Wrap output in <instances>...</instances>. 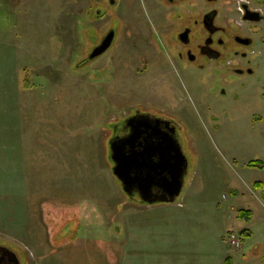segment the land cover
<instances>
[{"label":"rangeland","instance_id":"rangeland-1","mask_svg":"<svg viewBox=\"0 0 264 264\" xmlns=\"http://www.w3.org/2000/svg\"><path fill=\"white\" fill-rule=\"evenodd\" d=\"M150 1L120 0L117 8L97 18L95 0H0V48L7 55L4 67L10 65L9 55L18 60L16 81L7 80L8 93L37 99L32 124L36 132L43 130L50 136L38 140L54 149L55 166L62 165L60 159L56 162V151L69 153L71 163L76 158L80 166L69 171L70 181L66 179L64 186H46V178L57 184L65 178L61 166L35 170L33 190L39 200L24 221L22 228L27 232L21 238L13 232L0 234V242L23 264H123L127 245L133 260L144 264L142 259L162 258L172 244L180 248V241H193L197 232L191 223L181 224V230L170 238L148 242L139 239V232L127 242L126 214L136 208L129 205L112 174L107 143L115 118L131 110L167 114L181 127L180 146L187 161L184 187H193V180L202 176L205 192L216 187L213 195L220 202L230 189L251 198L261 192L252 185L264 181V169L248 168L245 163L260 160L264 165V22L254 28L258 33L250 57L256 62L250 65L252 75L246 72L249 65L241 66L232 53L214 60L210 72L183 70L172 62L164 37L148 25L162 18L161 10ZM249 1L260 8L264 4V0ZM227 2L217 3L219 19L239 29L234 23L239 22L236 12L226 14ZM231 5L235 9L237 0ZM114 11L123 24L114 44L79 67L77 62L88 54L89 40L96 35L92 29L102 32ZM235 69L245 73H235ZM68 185L70 197L61 190ZM42 196L53 204L44 218L39 209V203H45ZM180 203L181 209L189 204L183 199ZM143 217L136 219L140 222ZM207 227L202 237L212 240L216 231L208 227L206 232ZM247 227L251 235L242 238L236 264H264V208L258 205ZM188 248L192 250L193 245Z\"/></svg>","mask_w":264,"mask_h":264},{"label":"crops","instance_id":"crops-1","mask_svg":"<svg viewBox=\"0 0 264 264\" xmlns=\"http://www.w3.org/2000/svg\"><path fill=\"white\" fill-rule=\"evenodd\" d=\"M8 59L10 60V65L5 68L4 66L7 65L6 50L0 48V234L13 232L16 237L21 238L24 237L22 234L27 232L25 228H22L23 225L25 226L24 221L26 222V219L32 215L31 212L35 208V201L39 200V196H34L36 189L33 190L35 170L39 168L54 169V167L57 169V167L61 166V168L66 170L65 173L62 171V175L65 174V178L63 176V179L58 184L55 183L53 178L52 180L46 178L48 182L46 186H64L63 184H66V179L69 177V171L74 166L75 168L80 166L76 158L71 163L68 151V154H61L63 158L56 151V155L59 157L56 162H59L60 159L62 165L59 166L58 163L55 166L54 149L49 150V148L42 145L43 142L38 140L39 136H44V138L50 136L43 130L36 132L32 124L34 102L37 99L35 100V96L20 98L16 92L8 93L7 80L16 81L17 76L15 77V74L18 71V60L16 58L12 60L10 55ZM24 87L23 89H26V91L31 90V88ZM42 104L45 106L44 111L46 112V101L42 102ZM45 115L47 116L48 112ZM66 157L69 158L68 161H66ZM206 168L211 170L208 166ZM68 181L70 180L68 179ZM258 182L264 185V181ZM61 190L65 193L68 192L69 196V185L66 190L64 188H61ZM209 190V192H205L204 180L201 176L200 179L196 178L193 180V187L192 184H188L186 187L182 186L179 194L172 202H155L152 204L128 202L131 207L136 208V211H129L126 214L127 230H125V233H127V242L130 239L133 240L134 234H139V232L141 234L139 239L147 240L148 242L162 237L170 238V235H173L176 230H181V224L189 226L188 224L193 223V232H197V235H193V241L189 239L180 241L181 245H183L180 248L172 244L169 250L162 252L164 253L162 258L148 257L147 260L142 259V263L236 264V260L239 259V252L238 250L230 249L225 244L223 236L231 230L244 231L243 238L251 235L247 222L251 220L258 205L264 208V200L261 198V192L259 191L261 189H257L260 193L258 196H253V198L239 196L237 190L230 189V195L224 197V201L221 202L213 195L216 187L210 186ZM179 197L189 203L185 209H181L180 201L182 199L178 201ZM42 198H45L44 202L48 204L44 203L45 206H43L44 204L39 203V209H42L41 215L44 218L45 210L46 212L51 210L53 204L51 199L49 202L47 196H42ZM205 198L206 200L204 201ZM248 198L249 200H247ZM191 199H193V205L190 203ZM224 209L225 211H223ZM240 209L249 210L251 212L250 218L238 217L237 211ZM139 211L142 213L140 214ZM35 215H37L36 212ZM140 215L144 217L139 222L136 218ZM211 215L213 218H211ZM19 218L22 219L19 220ZM45 224L49 227L47 222ZM205 226L216 231V235L212 240L203 239L202 235ZM50 228L48 229L49 232ZM132 245L134 246V243ZM192 245L193 249L191 250L188 246ZM128 247L129 245L126 246V253L122 257L121 263L140 264L133 260L134 258L130 255ZM183 247H185L184 251Z\"/></svg>","mask_w":264,"mask_h":264},{"label":"flooded vegetation","instance_id":"flooded-vegetation-1","mask_svg":"<svg viewBox=\"0 0 264 264\" xmlns=\"http://www.w3.org/2000/svg\"><path fill=\"white\" fill-rule=\"evenodd\" d=\"M119 1L95 0L97 7L94 8L93 15L97 18L98 16H105L108 9L118 7ZM233 1L236 0H228L225 3L227 5L226 14H231L232 11L234 14L236 12L239 22L234 20V23L240 27L241 31L235 29L225 19H223L224 21L219 19L221 18L220 10L217 7L219 0H151L149 3L155 4L161 10L162 18L160 22L148 21V25L154 34L158 33L164 37V44L170 50L172 62L183 70L194 68L199 72H210L214 70L212 65L214 60H219L223 55L232 53L235 57H239L241 66L243 64L249 65L246 72L252 75L254 71L250 65L256 62L253 63L250 57L255 53V35L258 33L255 32L254 28L259 23L264 22V11L262 10L264 4L261 9L249 0H237V7L234 9L231 5ZM198 5L201 9H198ZM233 19H235V15ZM122 25L119 15L114 11V17H111L110 22L102 32H97V29L93 28L92 32L96 35L89 40L92 45L88 54L85 53L84 57L80 59V63H85L87 59H90L91 51L100 45L108 32L113 31L114 38L111 47ZM87 30L89 31V29ZM246 49H249V52ZM229 63L227 62V64ZM234 72L244 74L245 70L235 69ZM115 119L116 121L111 125V133L107 143L111 171L114 167V161L111 159L110 143L120 139H132L133 149L141 150L145 142L156 144L171 138L181 149V127L174 118L167 114L131 110ZM131 150L132 148L128 145V152H132ZM159 157V154H156L152 161L158 163ZM168 158L172 165L153 180L151 190L144 194L136 188L131 189L129 193L126 192L123 190L121 182L113 175L128 201L145 204L146 202L142 200L141 196H167V193L173 190L171 184L174 180L176 165L174 153L170 152ZM185 170L186 168L183 176ZM21 263L20 257L0 242V264Z\"/></svg>","mask_w":264,"mask_h":264},{"label":"water","instance_id":"water-1","mask_svg":"<svg viewBox=\"0 0 264 264\" xmlns=\"http://www.w3.org/2000/svg\"><path fill=\"white\" fill-rule=\"evenodd\" d=\"M114 32L106 34L100 45L95 47L89 54L93 59L108 49L113 41ZM133 140L124 138L110 143L111 159L114 161L113 175L121 182L123 190L130 192L131 189H138L141 193L151 190L153 180L167 170L172 164L169 161L170 152L174 153L176 159L173 190L167 196L151 197L141 196L148 204L155 202H172L182 188V176L187 167V161L179 146L173 140L165 139L162 143H143L141 150L133 149ZM128 145L132 152H128ZM159 154V162L152 160L153 156Z\"/></svg>","mask_w":264,"mask_h":264},{"label":"trees","instance_id":"trees-1","mask_svg":"<svg viewBox=\"0 0 264 264\" xmlns=\"http://www.w3.org/2000/svg\"><path fill=\"white\" fill-rule=\"evenodd\" d=\"M92 32V31H91ZM91 59H87L85 61V63H80V62H77L78 63V66H82V65H85L86 63H88ZM247 167L249 168H258V169H262L264 167L263 163L260 161V160H255V161H248L247 164H246ZM253 187L254 188H259L261 189V198L264 200V185L261 183V182H254L253 183ZM237 215L238 217H241V218H245V219H249L250 216H251V212L249 210H243V209H240L237 211ZM242 236L244 234V231L241 232Z\"/></svg>","mask_w":264,"mask_h":264},{"label":"built area","instance_id":"built-area-1","mask_svg":"<svg viewBox=\"0 0 264 264\" xmlns=\"http://www.w3.org/2000/svg\"><path fill=\"white\" fill-rule=\"evenodd\" d=\"M226 245L232 250H238L242 245V238L239 232L230 231L225 235Z\"/></svg>","mask_w":264,"mask_h":264}]
</instances>
